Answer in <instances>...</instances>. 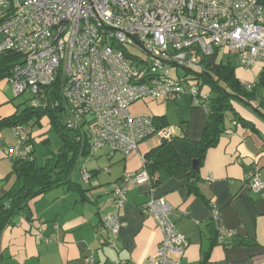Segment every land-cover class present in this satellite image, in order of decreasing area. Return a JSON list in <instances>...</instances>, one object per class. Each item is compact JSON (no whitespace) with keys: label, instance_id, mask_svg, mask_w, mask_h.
<instances>
[{"label":"built area","instance_id":"1","mask_svg":"<svg viewBox=\"0 0 264 264\" xmlns=\"http://www.w3.org/2000/svg\"><path fill=\"white\" fill-rule=\"evenodd\" d=\"M8 52L19 55L6 78L16 96L29 92L35 105L43 88L59 81L66 127L83 126L92 153L108 146L127 155L150 137L181 131L153 115H131V103L187 93L194 107H205L209 92L191 77L202 71L201 57L226 56L243 67L264 61V0H0V55ZM179 69L190 75L180 76ZM11 129L15 142L6 154L30 157L24 128ZM89 177L82 169L81 179ZM141 184H150L144 168L124 173L112 188L114 206L123 207L128 188ZM249 187L261 190L264 182L251 174ZM209 206L219 222V211ZM141 211L162 233L157 259L148 264H183L187 241L169 218L168 201L151 198ZM103 225L115 237L122 218L116 212ZM233 235L217 226V243Z\"/></svg>","mask_w":264,"mask_h":264},{"label":"crops","instance_id":"2","mask_svg":"<svg viewBox=\"0 0 264 264\" xmlns=\"http://www.w3.org/2000/svg\"><path fill=\"white\" fill-rule=\"evenodd\" d=\"M227 59L243 85L255 86L257 98L250 104L232 102L246 124H233L227 117L217 145L205 151L197 191L189 188L187 180L172 177L154 186L129 187L125 205L116 208L113 185L124 173L140 171L143 155L151 147L144 143L149 138L127 155L103 146L96 151L103 153L78 159L77 165L84 163L77 179H70L80 189L62 185L41 193L13 217L0 233V264H148L157 259L162 239L153 217L141 211L151 198H164L171 206L169 218L187 241L183 264H264V188L249 187L251 174L264 182V61L243 67L222 57ZM15 97L7 79L0 80V121L19 112ZM149 101V115L176 125L190 139L201 138L206 106L194 107L187 93ZM48 128V120L42 118L39 128L24 130L36 148ZM14 142L11 126H0V199L16 181L12 171L16 157L6 154ZM84 167L90 173L86 181L81 179ZM211 203L219 211V222L212 219ZM116 212L123 225L114 237L103 222ZM219 225L234 232L223 244L216 241Z\"/></svg>","mask_w":264,"mask_h":264},{"label":"trees","instance_id":"3","mask_svg":"<svg viewBox=\"0 0 264 264\" xmlns=\"http://www.w3.org/2000/svg\"><path fill=\"white\" fill-rule=\"evenodd\" d=\"M18 59L19 55L14 52L0 55V80L10 75L11 68ZM200 62L203 66L202 71L194 72L191 77L197 80L200 88H207L209 92L204 103L207 119L202 136L198 140H193L184 133H179L159 140L156 146L145 152L142 168L147 171L151 186L174 177L187 180L189 188L197 191L196 180L199 178L200 164L205 151L217 145L221 134L225 132L227 117L231 116L233 124L237 121L246 124L233 108L232 102L240 101L250 104L251 100L257 98L255 86L247 88L238 80L231 60H216L213 55L201 57ZM36 98L35 105H26L20 109L21 104H19V112L1 120L0 126L20 125L39 128L41 119L45 118L48 120V132L56 131L61 145L57 151H51L48 148L49 137H44L40 144H44L46 148L41 151V157L38 158L34 156L35 142L25 131L32 142V150L30 157L14 159L12 171L16 175V181L0 199V233L13 222L15 215L24 211L27 202L33 197L62 185L80 189V185L70 179V174L80 157L94 154L90 152L91 141L87 130L83 129V126L68 129L65 125L69 115L59 81L43 88ZM156 119L166 124L163 120ZM193 160L198 161L195 170L192 169Z\"/></svg>","mask_w":264,"mask_h":264},{"label":"rangeland","instance_id":"4","mask_svg":"<svg viewBox=\"0 0 264 264\" xmlns=\"http://www.w3.org/2000/svg\"><path fill=\"white\" fill-rule=\"evenodd\" d=\"M126 48L131 54H134L140 58L145 56L143 54V52L140 51L135 46H126ZM184 73H186L185 70L179 69V75L180 76H182ZM3 80H5V79H3ZM32 97H33L32 94H30L29 92H25L21 96H16L14 100H15V102L21 104L20 109H22V107H24L26 105L27 106L32 105V102H33V99H31ZM149 100H150V98H145V99H141V100H138V101L131 103L129 108H128V112L133 116L149 115V113H150V106H149L150 101ZM237 103L240 104V102H237ZM23 128H24V126H23ZM46 136H48L49 140H50L48 143L49 144L48 148L52 151H56L61 145V140H60L59 135L56 133V131H50L46 134ZM158 142H159V139L157 137L153 136V137L149 138L148 140H146L144 143H145V145H148V148H150V147L152 148V147L156 146L158 144ZM45 148H46L45 145L40 144V143L38 144V146H36L35 154L38 158L41 157V155H40L41 151L44 150ZM103 152H104V150H99L95 154H100ZM87 157H89V156H87ZM86 160H89V159H86ZM83 163H84L83 161L81 163H78V165L75 167V169L73 170V172L70 175L71 179H73V180L77 179L78 173H79L78 168H80V167L82 168Z\"/></svg>","mask_w":264,"mask_h":264},{"label":"water","instance_id":"5","mask_svg":"<svg viewBox=\"0 0 264 264\" xmlns=\"http://www.w3.org/2000/svg\"><path fill=\"white\" fill-rule=\"evenodd\" d=\"M197 165H198V161L197 160H193L192 169L195 170L197 168Z\"/></svg>","mask_w":264,"mask_h":264}]
</instances>
